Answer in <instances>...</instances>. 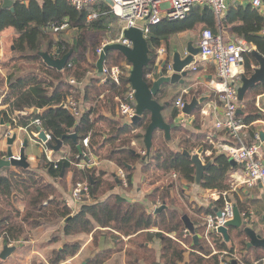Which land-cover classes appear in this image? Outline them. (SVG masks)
Returning <instances> with one entry per match:
<instances>
[{
	"label": "trees",
	"instance_id": "1",
	"mask_svg": "<svg viewBox=\"0 0 264 264\" xmlns=\"http://www.w3.org/2000/svg\"><path fill=\"white\" fill-rule=\"evenodd\" d=\"M41 1L42 3L31 0L28 4L16 1L14 12L0 9V34L7 29H14L18 37L14 42L13 52L19 53L18 60L24 59L38 64L36 65L38 74L31 73L28 76L16 78L21 69L19 64L15 63L11 67L7 79L0 75V89L6 86V83L8 86V94L3 101V106L6 108L0 112V124L3 122V126L11 124L12 128L16 126L26 128L35 119H41L44 129L52 134L55 142L75 134L81 146L83 140L91 136L93 157L84 156L79 152L73 140L65 139L64 146L69 148L70 159L62 161L56 170L52 165L46 164L44 167L48 170L47 174L59 182L61 181V184L66 182L69 173L73 174V186L88 182L94 203L83 205L80 211L74 214L60 196L57 188L47 183L39 173L30 169H17L16 172L10 167L3 168L0 170V241L7 245L15 244L18 240L28 241L29 238L26 235L30 233V230H35L47 223L63 222L68 219L63 226V234L66 237L93 233L96 241L97 235L101 233L100 231L95 233L97 227L116 232L118 235L112 237L115 240L121 241L122 237L133 238L135 236V239L130 243L136 246V250L128 253L133 264H137L134 258L140 261L144 260L148 264H156L153 252L146 246V243H150L154 239L160 240L162 244L161 264H182L186 249L179 243L184 244L179 239L184 236L185 228L182 218L187 215L194 225H200L196 229L198 245L195 246L192 242L191 246L193 251L191 263L221 264L222 252L235 255L234 249H230L220 235H213L211 239H208L206 227L202 226V219L194 216H200V214L217 216L224 210L226 203L231 201L229 195H223L230 193L229 174L237 169L238 165L234 164L227 154L221 151L220 154H217L204 142V138L198 137L194 141L190 131L182 126L172 130L173 138L178 137V151L169 147L172 138L166 140L164 132L156 131L153 137V151L149 158L143 161L145 156L138 153L133 144L139 141L144 144L145 135L151 122L150 113H145L140 122L126 125L108 120L101 115L100 110V103L103 100L107 104L108 98L115 102V99L124 98V95L129 91L130 71L125 65L130 67V64L125 56L117 50H112L106 59V64L109 67L117 66L124 72L119 88H115L112 83L101 84L99 76L96 75L92 76L83 91L69 83L71 78L79 84L86 82L90 77L91 70L97 73L99 57L96 51L101 46L104 37L116 38L121 23L120 19L109 11L108 3L95 8V11H99L98 18L89 21L88 17L91 11L88 9L78 11L69 0ZM63 24L68 25L67 31L70 33L68 39L63 38V32H54L57 26ZM200 26L211 29L215 34L219 33L218 27H221L223 31L229 29L231 37L245 39L252 48L264 56V35L262 34L264 15L257 9L242 5L231 6L219 23L209 8L196 7L184 21H163L150 27L148 39L150 64L145 69V77L155 71L158 52L161 48L168 49V60L171 59L173 49L169 46V40L172 37L195 31ZM91 36L97 39L96 43H91ZM90 50L92 52L87 53ZM71 51L72 56L66 69L62 72L48 67L39 56L40 52H47L54 58H62ZM176 51L179 50L176 49L174 52ZM11 62L4 65H10ZM258 66L259 63L251 52L244 55V68L247 77H251ZM91 74L93 73L91 72ZM263 94L264 85H259L247 92L242 104L243 115L241 118L248 127L247 144L254 142L257 132L255 123L264 121V113L256 107L257 97ZM166 96L165 93H162L157 97V100L161 102ZM70 97H74L78 101L83 99L85 104L97 101V107L86 110L82 117L77 119L66 106L62 107ZM171 106H173V102ZM34 109L39 111L37 115L33 113ZM26 112L28 115L18 118V124L14 125L11 117L15 113ZM172 117L174 120L178 117L176 109L173 110ZM198 123L199 119L196 121V124ZM104 127L107 129L109 127L112 133L108 135ZM105 136L108 138L105 139ZM228 142L237 144L236 141ZM108 144H112V147L106 149ZM201 147L205 151L210 148L213 151L205 161L206 163L213 161V164L205 172L201 188L216 190L221 196L211 207L194 211V216L186 209L187 207L179 206V196L172 195L176 188L175 182L172 185L170 183L162 184L149 195V200L154 205L160 203L170 207L155 216L149 214L144 205L129 204L118 195H111L101 202L100 199L119 183L113 178H106L107 174L95 167L96 165L86 170H82L78 166L83 162L93 163V159L98 162L110 160L127 173L130 188L134 174L133 168L142 161L144 175L151 184L158 183L172 173L177 174L180 181L195 184L196 167L191 158L183 153L186 151L193 154ZM82 151L86 152L83 146ZM19 198L24 199V214L16 207ZM238 204L240 205V203ZM190 207L189 205L188 208ZM240 209L245 212L241 205ZM150 230L159 232L150 233ZM170 236H176V238L173 239ZM241 236L244 235L241 234ZM246 240L241 241L244 249H246ZM54 241H58V238H55ZM190 241L192 240L186 242ZM121 245L122 243L119 247ZM80 249L79 242L66 244L61 251L52 252L47 262L62 264L75 257ZM196 251L207 256L212 255L210 263L205 262L203 257L194 253ZM113 254L112 251L98 254L92 259L91 264H104ZM241 262L249 264L245 259Z\"/></svg>",
	"mask_w": 264,
	"mask_h": 264
},
{
	"label": "crops",
	"instance_id": "2",
	"mask_svg": "<svg viewBox=\"0 0 264 264\" xmlns=\"http://www.w3.org/2000/svg\"><path fill=\"white\" fill-rule=\"evenodd\" d=\"M30 1L23 2V3L28 4ZM37 1L42 3L41 0H37ZM105 3L107 4L108 1H104L95 6H92L88 8V11H91L90 14L97 13L99 15V11H95V8H98L102 5L105 6L106 5ZM107 5L109 7V11L111 12L110 2ZM1 7H2V4H0V9ZM120 33H121V23L119 25V31L117 33L116 38L120 36ZM188 33L189 32H185L179 35L186 36ZM62 34H63L64 39H68L70 35V33H68L67 30L63 31ZM17 37H18L17 32L14 29H7L2 34H0V75H2L5 79H7V76L10 74V69L13 65H15V63L11 62L10 65H7V66L4 65L5 63H10L11 61V60L5 61L4 48L7 44H10V48L13 51V47H14L13 45ZM110 37L111 36L104 37L101 43V46L108 40H111ZM174 37H172L169 40V46L171 48H173L175 45H178V42L173 40ZM187 44H186V47H187ZM194 46L198 47V44ZM161 50H164L163 55H160ZM167 60H168V49L163 47L158 52V58H157V62L155 65L156 68H155V71L152 72V74H149V75H152L149 78V80L158 79L159 70L161 69L163 62ZM128 69L129 71L131 70L129 66H128ZM190 71H191V74L189 75L187 79H185V84L172 87L169 91V94L161 100V103L171 101V104H172V98H175V101L173 102V106H171L170 108H167L163 112L164 119L167 123H170V124L178 123L184 129H187L188 131H190V133L193 135L194 141L198 137L204 138L205 139L204 142L207 143L209 147L213 148L217 154H220L219 153L220 151L224 153L221 150V146L223 144L229 143L227 136H225L221 132L216 131L215 129L216 121L222 116V106L220 105L218 101V97L216 93L211 88V82L216 79V68L212 62L205 61V60H202L196 57L195 63L190 67ZM23 72L22 71L18 72L16 75V78L25 77V76L30 75L31 73L38 74L37 70H33L32 72H28V73H23ZM197 74H199L198 77H196ZM99 75L100 74L97 71L96 76H99ZM91 78L92 76L90 74V77L88 78V80L82 83L80 91H83V89L85 88L87 83H89ZM1 89H0V112L4 111L6 108L3 106V101L8 94L7 83H6V86H3ZM170 92H174L173 94L175 95H171ZM184 92H187V93L185 94ZM81 94L83 95V92ZM182 94L184 95V99L187 102L192 101L193 98H197L198 100H201V99H205V100L203 103H201L198 106V108L194 111L192 116L181 117L180 113L178 112V117L174 120L172 117L173 110H175L174 103L176 102L177 99L181 97ZM82 95H81V98H82ZM118 100L119 99H115L114 100L115 102H112V100L108 98V104L105 100H103L100 103L101 115L110 121H116V122L123 124V120L119 114ZM79 101L83 105L84 112L91 108L95 109L97 107V101L95 103L92 102V103H86V104L83 102L85 101L83 99H80ZM256 101H257L256 107L262 113H264V94L257 97ZM34 110H33V113L35 114ZM241 110H242V106H241ZM26 115H28L27 112L26 113H15V115L11 117V119L14 122V125L18 124V118H23V116H26ZM198 119H199V123L196 124V121ZM2 123L0 124V157L6 159V152L8 150L7 140L9 138L5 137V135L11 134L12 137L15 134L17 135V141L13 147L14 153H18L19 147L23 145L25 140H28V148L26 149V156L30 164L29 169L34 172L39 173V175H41L46 180L47 183L54 185L57 188L60 196L65 202L68 200L71 201V203L68 206L71 208L74 214L79 212L83 205L74 204L71 199V193L74 187L73 182H72L73 174L72 173L68 174L67 179H66V185H62L61 181L59 182V180H56L50 177L47 174V171H48L47 168L44 167L46 165V162L43 158L41 150L37 148L36 145L33 142H31L29 139V137L34 132L32 131V128L28 130H27V127L24 128L23 126H20V127L16 126L15 128H12L11 124H8V125L4 124L3 126ZM255 127L257 129V132L260 133L261 135V133L264 132V121L256 122ZM104 130L107 132L108 135L112 133L109 127L108 129L104 127ZM246 132H247L246 134L247 138H249L248 131ZM107 138L108 136H105V139ZM171 138H172V141L169 147L173 149L174 151H178L179 149L178 137L175 139L173 138V131L171 132ZM262 142L264 146V141ZM133 145L136 151L140 154L142 151H147L145 147V143L143 144L141 143V141L134 143ZM111 147H112V144H108L106 149H109ZM211 148L205 151V154L202 157L204 162L206 161L207 158H209L212 155L213 151L211 150ZM63 149H64V152L60 151L58 153L57 152L54 153L53 158L55 160L59 159L65 154H68V155L70 154L68 147L64 146ZM197 152L198 151L196 150L193 154H196ZM1 155H4V156H1ZM94 161H95L94 165H96L95 167H97L100 170H103L107 174L106 178L108 179L113 178L116 180L117 183H119L118 175L121 169L115 163H113L110 160H104V161L98 162L95 159ZM234 164L238 165V168L233 170L229 174L228 184L230 186L229 187L230 193L228 194L224 193L223 195L224 196L229 195L230 200H231L230 202L233 203V205H236L238 207L245 221L252 222L253 225L262 227L264 226V223L262 222V219L264 216V194H263L262 187L259 184L253 187H248L247 177L245 175L243 166L236 163L235 161H234ZM143 165L144 163L141 161L137 163V165L133 168L134 174L132 176V184L130 188L124 189L120 187V185L118 184L116 187H114V189L111 192H108L106 195H104L100 199L101 202L105 201L111 195H118L121 198L125 199L129 204L144 205L147 209V212L155 216L156 214H158L156 213V210L162 207L163 205L160 203L154 205L152 202H150L149 195L158 186L162 184H168V183L172 185L175 182L176 188L172 192V195L179 196L180 198L179 206L182 205L181 206L182 208L187 207L186 209L194 216L193 214L194 211L211 207V205H214V203L218 201L221 196V194L216 190H204L203 188H201V185L198 186L196 183L190 184L186 181H180L178 179L177 174L175 173L167 175L166 178L162 179L156 184H151L148 181V178H146V176L144 175ZM13 171L17 172L18 170L13 168ZM173 175H176L177 178H173ZM181 195H183V197H181ZM238 203H240L241 207L245 209V212L241 211L240 205ZM187 205L188 206L190 205L191 207L188 208ZM16 207H18L21 211L23 210L17 204H16ZM166 207L167 208L165 210L170 208L168 206ZM194 217H197L198 219H202L203 221L202 226H203L205 225V221L208 216L207 215L205 216L204 214H200V216H194ZM190 221L192 222L191 219ZM64 224H65V221L63 222L58 221L55 223L44 224L42 227H39L35 230H30V233L26 235V237H28L29 240L28 241L20 240V242L23 245L22 246L17 245L18 246L17 250L6 261H2L0 259V264H49L47 262V259L52 254V252L61 251L64 245L69 244V243H74V242H79L81 245V249L79 253L75 257L69 259L67 262H64L62 264H83L86 260H90L89 264H91V261L92 259H94L95 256H97L98 254H102L106 251H112L114 254L104 264H133L131 263L128 253L136 250V246L130 243L132 240L135 239L134 238L135 236L133 238L122 237L121 241L115 240V238H112V237L114 235L116 236L118 235L116 232L109 230V229H101L97 227L95 230V233L97 234L99 231L101 233L97 235L96 241L94 240L93 233L66 237L63 234ZM199 226L200 225H194L195 235H196V229H198ZM186 230L187 229L185 228L183 238L179 239L185 245L180 242L179 243L186 249V253L184 256V262L182 264H194V263H191L192 262L191 254L193 252L191 249V246H192V242L195 246H197L198 243L197 244L195 243V241L193 240V236L189 232L188 234L185 233ZM158 232H159L158 230H150V233H158ZM240 233H241V230L231 229L229 231L230 242L227 243L230 249H234L235 258L239 261V264H244L241 262L244 259L249 264H264V250L263 249L262 250L252 249L249 252L246 251V249L242 248L243 247L242 242H241L242 237H240ZM220 236L222 237V235ZM170 237H172L173 239L176 238V236H170ZM55 238H58V241H54ZM190 239L192 241L187 243L186 241ZM222 239L224 240L223 237ZM245 240H246V237H243V241ZM121 243L122 245L121 247H119ZM6 245L7 244L5 242L3 241L1 242L0 255L3 251V248ZM13 245L15 244H12L11 246ZM44 246H46L45 249H44ZM146 246L149 247L151 251L153 252L156 264H161L162 262L161 260L162 258L161 241L158 239H154V241L150 243H146ZM42 249H44V253L42 252ZM194 253L203 257L202 259L205 262L210 263L212 255L207 256L204 254H200L197 251ZM221 258L223 259L221 264H223L224 261L228 260L227 259L228 257L223 258L222 254H221ZM134 259L137 261V264H148L144 260L140 261L137 258H134Z\"/></svg>",
	"mask_w": 264,
	"mask_h": 264
},
{
	"label": "built area",
	"instance_id": "3",
	"mask_svg": "<svg viewBox=\"0 0 264 264\" xmlns=\"http://www.w3.org/2000/svg\"><path fill=\"white\" fill-rule=\"evenodd\" d=\"M5 0H0L2 4ZM14 2H28L30 0H12ZM70 3L78 11H86L88 8L95 6L104 1L111 4V13L121 21L120 36L108 40L96 53L98 57L104 52L106 46L111 44H121L127 47H132V43L125 38V32L129 29H140L146 40L149 39L150 27L159 24L163 21L179 22L184 21L191 14L196 7L209 8L215 15L217 21L220 23L226 16L231 6H246L257 9L264 15V0H69ZM98 18L97 13L89 15L88 20L93 21ZM68 29L67 24L57 26L54 29L55 33L63 32ZM264 35V30L262 32ZM198 48L201 52L198 58L212 62L216 68V79L211 82V88L216 93L218 101L222 106V116L215 123V129L218 132L227 136L228 141H236V145L229 143L223 144L221 150L229 156L233 161L243 166L245 175L247 177L248 187L261 185L264 194V146L260 133L254 136V142L247 144V129L244 120L239 115L238 111L239 101L237 87L241 85V77L245 74L244 55L251 52L254 48L241 37L227 38L224 31H219L215 34L211 29H204L198 42ZM164 54V50L160 51V55ZM171 72V67L168 68ZM123 70L120 67H109L106 63L102 74L99 75L101 84H114L115 88L121 87ZM152 75H148L149 79ZM71 85L81 88L82 83H77L75 79L69 80ZM129 91L124 95V98L118 100L119 114L123 120V124L133 125L134 119L137 116V102L135 91L129 85ZM185 94L187 92H184ZM187 101L182 95L174 103L175 109L183 114ZM68 110L77 119H80L84 114L83 105L74 97H70L66 104ZM32 128L33 134L29 137L37 148L42 152L43 158L48 165H52L54 169H58L62 161L70 159L68 154L55 160L53 155L55 153L53 147L56 142L51 133L44 129V124L41 119H35L27 127V130ZM41 132L45 133L46 140L40 138ZM11 138V134L5 135ZM83 147L86 152L84 156L93 157L91 150V136L83 140ZM14 153V159L20 160V150ZM142 156L147 155V151L141 152ZM79 158V157H78ZM93 159V158H92ZM82 163L78 166L82 170L92 167L95 163ZM173 178H177L173 175ZM120 187L124 189L129 188L128 175L124 170L119 171L118 175ZM71 199L74 204L90 205L94 203L91 195V190L88 182L78 183L73 187ZM71 201H66L69 205ZM158 207V206H157ZM233 203L228 202L222 212V217L208 216L205 221L206 236L211 239L213 235H220L218 229L225 226V224L233 219ZM188 234V231H185ZM181 243V242H180ZM12 245V244H11ZM223 258H227L223 264H230L231 259H236L235 255H230L228 252L221 253ZM237 260V259H236Z\"/></svg>",
	"mask_w": 264,
	"mask_h": 264
},
{
	"label": "water",
	"instance_id": "4",
	"mask_svg": "<svg viewBox=\"0 0 264 264\" xmlns=\"http://www.w3.org/2000/svg\"><path fill=\"white\" fill-rule=\"evenodd\" d=\"M14 2L12 0H5L2 3L1 10L8 9L11 12H14ZM111 4V3H110ZM125 38L132 43V47H127L121 44H111L105 47L104 52L99 57L97 62V71L99 74H102L104 65L106 63L107 55L112 50H117L121 52L127 62L131 66L129 83L132 89L135 91L136 102H137V116L134 119V123L141 121L145 113H150L151 122L148 126L144 143L147 150V156L143 161L147 160L153 151V137L156 131L164 132L167 140L171 139V132L173 129L178 128L180 125L178 123H167L164 119L163 112L171 107V101L161 103L157 100V97L165 93L169 94V91L172 87L178 85H184L185 79L191 74L190 67L195 63V58L199 56L201 49L195 47L193 42L187 44L186 52L182 54L180 51H176L171 55V59L164 61L161 69L158 73V79L149 80L145 77V69L148 68L150 64V49L148 40L145 39L143 32L140 29H129L125 32ZM252 55L257 59L259 67L255 69L254 74L251 77H247L245 74L241 77V85L237 87L238 92V101H239V115H243L241 110L242 103L244 102L245 95L248 91L256 88L259 85H264V56L260 55L256 49L251 51ZM60 54V51H58ZM39 56L47 64L48 67L56 69L59 72H62L66 69L67 64L72 56V51L62 58H54L47 52H40ZM171 67V72L168 68ZM205 99L198 100L193 98L192 101L187 102L183 110V114L186 116H192L194 111L198 106L204 102ZM65 105L63 104L62 107ZM35 114L38 113V110H34ZM40 138L45 141L46 136L44 132H41ZM262 141H264V132L261 133ZM70 139L73 140L77 145L79 152L82 154V146L79 144L77 135L71 134L64 137L61 140L56 141V145L53 147L55 152H60L64 147V140ZM17 141V135L15 134L12 138L7 140L8 150L6 152V159L0 157V170L3 168H15V169H29L30 164L26 156V149L28 148V140H25L22 148L20 150V160L14 159V144ZM185 156L191 158L194 166L196 167V184L201 185L204 174L213 164V161L205 163L202 159L205 154V150L201 147L196 154H190L186 151L183 153ZM234 163V162H233ZM131 169V167H128ZM64 170L62 171V176ZM167 207L163 205L156 210V213L162 212ZM233 219L229 220L225 226L220 227L218 232L224 238L226 243L230 242L229 231L231 229L241 230V234L245 235L247 239L246 251L252 249L264 250V226L259 227L253 225L252 222L244 220L241 212L238 207L234 205L233 207ZM219 218L222 217V212L217 214ZM68 219L65 220V223ZM185 228L193 236L195 243H198V236L195 235L194 224L190 221L188 216L182 218ZM264 223V216L262 219ZM19 246L23 244L20 240L17 241ZM17 245H6L3 248V251L0 255L2 261H6L16 250ZM90 260H86L83 264H89ZM230 264H239V261L233 259L230 261Z\"/></svg>",
	"mask_w": 264,
	"mask_h": 264
},
{
	"label": "rangeland",
	"instance_id": "5",
	"mask_svg": "<svg viewBox=\"0 0 264 264\" xmlns=\"http://www.w3.org/2000/svg\"><path fill=\"white\" fill-rule=\"evenodd\" d=\"M205 29V27L204 26H200V27H198L197 28V30H195V31H190L186 36H181V35H177V36H175L174 38H173V40H175L176 42H178V45H175L172 49H173V53H174V51L176 50V49H178L182 54H184L185 52H186V44L188 43V42H193L194 43V45H196V44H198V42H199V39H200V37H201V33H202V31ZM218 29H219V31H221V30H223V29H221V27H218ZM224 33H225V35H226V37L227 38H231V35H230V30L228 29V30H226V31H224ZM92 38H90V40H91V43H96L97 42V39L95 38V37H93V36H91ZM4 50H5V52H4V54H5V61H9V60H11L13 63H18L19 64V68L21 69V71L23 72V73H28V72H32L33 70H36V68L38 67V66H36V65H38L37 63H35V62H32V61H29V60H24V59H22V60H18V58L20 57V55H19V53H14L12 50H11V48H10V44H7L6 46H5V48H4ZM92 51L90 50V51H88L87 53H91ZM172 53V54H173ZM126 66V68H128V66L127 65H125ZM130 69H131V66H130ZM91 72L93 73V74H91ZM91 72H90V74H91V76H95L96 75V73L95 72H93V70H91ZM199 73V72H198ZM199 76V74H197V76L196 77H198ZM171 93V95H175V94H173L174 92H170ZM183 95V94H182ZM181 95V96H182ZM184 96V95H183ZM175 101V98H172V102H174ZM61 152H64V149H62L61 150ZM40 169H41V167H40ZM62 185H66V182H63L62 183ZM23 200V201H22ZM18 199V202H17V205L21 208V209H23L22 211H23V214H24V210H25V203H24V199ZM4 205V204H3ZM240 237H242V240H243V237L244 236H241V233H240ZM241 240V241H242ZM1 242L2 241H0V244H1ZM15 245H18L17 243H15ZM59 245V244H58ZM38 247V246H37ZM46 248V246H44V249ZM41 249V248H40ZM44 249H42V252L44 253Z\"/></svg>",
	"mask_w": 264,
	"mask_h": 264
}]
</instances>
